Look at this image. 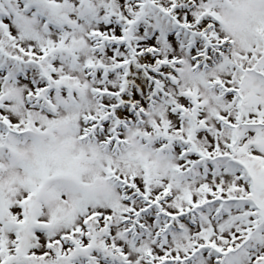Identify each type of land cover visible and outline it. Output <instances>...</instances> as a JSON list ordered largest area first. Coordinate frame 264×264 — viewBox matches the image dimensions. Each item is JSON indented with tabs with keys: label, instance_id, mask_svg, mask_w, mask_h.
I'll use <instances>...</instances> for the list:
<instances>
[{
	"label": "snow or ice",
	"instance_id": "6c2138e0",
	"mask_svg": "<svg viewBox=\"0 0 264 264\" xmlns=\"http://www.w3.org/2000/svg\"><path fill=\"white\" fill-rule=\"evenodd\" d=\"M0 264H264V0H0Z\"/></svg>",
	"mask_w": 264,
	"mask_h": 264
}]
</instances>
